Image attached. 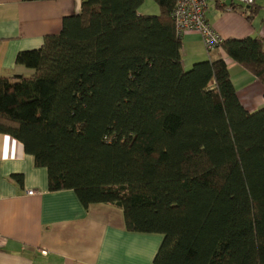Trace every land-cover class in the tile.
<instances>
[{"label": "trees", "instance_id": "obj_1", "mask_svg": "<svg viewBox=\"0 0 264 264\" xmlns=\"http://www.w3.org/2000/svg\"><path fill=\"white\" fill-rule=\"evenodd\" d=\"M154 2L158 14L143 0H81L18 52L31 74L0 76V132L46 169L49 191L160 234L152 264H264V103L241 105L224 58L264 86V40L217 34L203 45L222 58L183 67L176 0ZM227 2L248 19L261 7Z\"/></svg>", "mask_w": 264, "mask_h": 264}, {"label": "crops", "instance_id": "obj_2", "mask_svg": "<svg viewBox=\"0 0 264 264\" xmlns=\"http://www.w3.org/2000/svg\"><path fill=\"white\" fill-rule=\"evenodd\" d=\"M251 19L246 13L208 6L207 21L222 38L264 40V0ZM81 0H0V76L31 74L15 64L18 52L39 48L46 35L57 34L66 15L77 13ZM197 33L182 36V62L203 53L192 44ZM213 59L222 58L220 49ZM210 56V54H208ZM226 65L237 98L247 111L264 103V86L230 59ZM21 178V179H19ZM32 191V194L28 192ZM0 264H152L162 236L127 231L119 208L83 207L73 190L49 191L45 168L36 167L22 144L0 132Z\"/></svg>", "mask_w": 264, "mask_h": 264}, {"label": "built area", "instance_id": "obj_3", "mask_svg": "<svg viewBox=\"0 0 264 264\" xmlns=\"http://www.w3.org/2000/svg\"><path fill=\"white\" fill-rule=\"evenodd\" d=\"M228 0H176L174 18L176 32L179 35L197 33L201 36L203 44L208 50L213 49L220 41L219 36L209 25L205 18V12L209 5L216 4L224 11H231L232 7ZM244 4H250L252 0H231ZM32 194V191L28 192ZM5 239L0 235V247Z\"/></svg>", "mask_w": 264, "mask_h": 264}, {"label": "rangeland", "instance_id": "obj_4", "mask_svg": "<svg viewBox=\"0 0 264 264\" xmlns=\"http://www.w3.org/2000/svg\"><path fill=\"white\" fill-rule=\"evenodd\" d=\"M257 2L260 3L259 1H257ZM139 10H141L142 13H145V14H158V12H159L158 5L154 2V0H143V3L141 4ZM206 18H207V16H206ZM192 48L194 49L195 52L204 54V58H199V60H205L208 58L209 59L213 58V55L215 54V52L211 51L210 56H209L204 45L199 40L192 44ZM183 65H184L183 67H187L188 61L185 60Z\"/></svg>", "mask_w": 264, "mask_h": 264}]
</instances>
